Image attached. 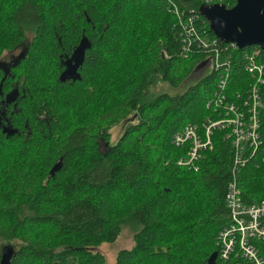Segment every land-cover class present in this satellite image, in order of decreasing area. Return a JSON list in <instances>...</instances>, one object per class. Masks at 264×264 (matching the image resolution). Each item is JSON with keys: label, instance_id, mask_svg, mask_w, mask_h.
Wrapping results in <instances>:
<instances>
[{"label": "trees", "instance_id": "obj_1", "mask_svg": "<svg viewBox=\"0 0 264 264\" xmlns=\"http://www.w3.org/2000/svg\"><path fill=\"white\" fill-rule=\"evenodd\" d=\"M204 4L0 0V60L22 49L11 74L0 68V97L13 82L20 88L11 130L0 128V264L7 246L10 264H106L95 247L116 242L128 225L134 245L113 264H209L230 222L232 140L215 129L213 147L191 167L178 164L189 145L174 142L185 126L220 117L208 106L220 71L183 86L209 62L199 42L186 49L185 41L190 28L215 37ZM82 43L76 77L62 81ZM253 51L264 62L257 46L223 54L232 58L231 100L248 91L245 55ZM260 155L238 174L248 202L264 197Z\"/></svg>", "mask_w": 264, "mask_h": 264}, {"label": "built area", "instance_id": "obj_2", "mask_svg": "<svg viewBox=\"0 0 264 264\" xmlns=\"http://www.w3.org/2000/svg\"><path fill=\"white\" fill-rule=\"evenodd\" d=\"M205 4L229 3L227 0H202ZM187 47L193 41L209 53L211 67L221 72L218 89L208 106L213 107L220 117L207 119L203 127L189 124L175 134L177 146L189 145L187 155L178 164L191 167L201 158V151L213 147L215 129H227L234 151V178L230 182L226 199L230 212V222L218 237V259L221 264H264V197L257 202L244 199L239 185L238 174L250 158L259 153L264 164V62L259 51L245 55L246 70L252 76L246 94L235 93V100L229 98L231 56L224 59L225 51H235L236 43H225L219 38L200 36L194 28L188 31ZM252 151L251 155H248Z\"/></svg>", "mask_w": 264, "mask_h": 264}, {"label": "water", "instance_id": "obj_3", "mask_svg": "<svg viewBox=\"0 0 264 264\" xmlns=\"http://www.w3.org/2000/svg\"><path fill=\"white\" fill-rule=\"evenodd\" d=\"M200 14L208 20L214 35L224 43H236L239 49L257 46L264 51V0H236L233 7L204 4ZM84 57L85 45L82 43L61 75L62 81L76 77ZM13 253L10 246L5 247L1 264H10ZM217 257L218 252H215L209 264H218Z\"/></svg>", "mask_w": 264, "mask_h": 264}, {"label": "rangeland", "instance_id": "obj_4", "mask_svg": "<svg viewBox=\"0 0 264 264\" xmlns=\"http://www.w3.org/2000/svg\"><path fill=\"white\" fill-rule=\"evenodd\" d=\"M17 53V52H16ZM16 53H9V52H5L4 55L2 56V59H10L12 58ZM211 69V64L210 62H208L206 67H202L201 69H199L198 71H196L192 77L190 79H188L185 83H184V87H186L188 84L195 82L202 74H206L208 71H210ZM163 90H167L169 92L174 93L176 90L171 88L168 84H163V86H161ZM183 90V89H181ZM123 125L119 124L117 126H115L114 128H112L111 134H112V142L115 143L123 130ZM263 195V191L262 192H256V195ZM134 245V230L132 228L131 225L125 226L121 235L119 236L118 240L114 243H103L100 246L95 247V251H100L102 253L105 254L106 256V264H113V262L115 261L118 252L121 249L124 248H131ZM219 258V257H217Z\"/></svg>", "mask_w": 264, "mask_h": 264}, {"label": "flooded vegetation", "instance_id": "obj_5", "mask_svg": "<svg viewBox=\"0 0 264 264\" xmlns=\"http://www.w3.org/2000/svg\"><path fill=\"white\" fill-rule=\"evenodd\" d=\"M22 53V49L17 51V53L10 59H1L0 68L5 75L12 73L13 67L17 64V59ZM12 88L7 93H1L0 101V128L7 132L11 130L10 117L9 113L12 112V109L16 108L18 101L20 100V88L16 83H12ZM221 261L219 260V263Z\"/></svg>", "mask_w": 264, "mask_h": 264}, {"label": "bare ground", "instance_id": "obj_6", "mask_svg": "<svg viewBox=\"0 0 264 264\" xmlns=\"http://www.w3.org/2000/svg\"><path fill=\"white\" fill-rule=\"evenodd\" d=\"M250 153H252V151H251ZM250 153H249V154H250ZM249 154H248V155H249ZM226 227H227V226H224V227L220 230V233H221ZM220 233H219V234H220Z\"/></svg>", "mask_w": 264, "mask_h": 264}]
</instances>
